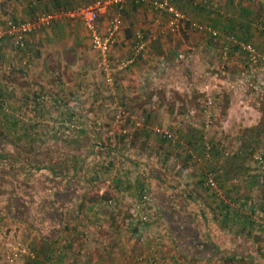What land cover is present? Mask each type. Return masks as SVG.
<instances>
[{
	"label": "crops",
	"instance_id": "obj_1",
	"mask_svg": "<svg viewBox=\"0 0 264 264\" xmlns=\"http://www.w3.org/2000/svg\"><path fill=\"white\" fill-rule=\"evenodd\" d=\"M91 1L0 0V22L13 18L35 20L48 13L53 15L50 24L34 28L26 35L23 46L25 54L17 52L13 37L7 34L0 37V215L6 213L11 217L7 220H1L0 217V228L14 227L12 221H16L22 231L30 230L37 234V240L43 245L53 243L54 251L57 250L59 254L55 260H49L53 264L151 263L155 260L152 249L154 241L142 243L138 235L139 228L134 222V217L140 216L142 211H153L152 205L143 207L140 204L143 188L148 187L155 202L154 217L159 216L163 220L171 236L161 241L165 243L167 251L161 254L165 264H175L173 262L176 260L207 262V259L221 258V251L216 245L225 240L235 247V258L241 255L240 252L248 253L243 245L253 244L249 226L254 224L248 216L245 219L238 218V210L243 209L240 204L246 202L239 197L241 191L247 195L252 190L250 182L253 171L242 166L248 161L247 157L232 154L227 157L218 156L222 149L228 148L214 143L212 138H209L210 141L207 135L196 134L197 130L203 132L208 126L199 123L197 128L186 127L180 121L172 120L174 123H171L167 117L165 122L179 132L177 145L172 147L175 150L168 149L169 154L161 160L167 166H158L162 163L158 160L157 152L149 151L146 154L148 151L145 149L152 147L155 138L159 140L153 133L157 123L154 117L159 114V110L166 109L163 113L172 119L178 115L175 109L177 102L162 107L154 94L140 90V81H134V85L126 78V73L128 76H136L131 74L134 67L145 74L152 72L148 67L152 63L150 58L156 54L149 53L152 48L147 42L151 38L162 39V33L154 34L150 27L143 30L136 26V23L146 19L150 26L154 24L149 9L152 0H127L121 7L109 6L100 15L107 19L109 11L113 9L116 12L112 14L121 19V27L124 22L130 28L126 29L127 34H123L120 27L115 37L116 49L110 50V54L114 53V59L125 60L124 68L119 71L121 77L110 93L102 91L95 77L94 63L82 58L81 36L89 31L78 15V10ZM172 1L196 18L200 16L194 12L205 9L203 2H206ZM213 1L219 6L213 13L216 15L218 12V19L226 16L225 11L235 15L237 11L244 10L246 18L250 19L255 13L252 6L244 8L238 1ZM229 1H233L231 9L226 6ZM208 13L210 11L205 10L206 16ZM74 20L80 21L84 30L71 25L70 22ZM6 22L0 26V33L5 31ZM106 23L103 21L99 25L97 22L98 28L104 31ZM122 41L125 44L130 41L128 48L117 50ZM204 43L208 44L207 41ZM139 44H142V51L137 48ZM183 45L189 47L186 40ZM173 46L169 49H174ZM72 54L75 58L71 60ZM181 68L171 69V72H175L168 83L172 88H179L176 86L181 84L185 87L187 83L195 82L185 81L181 76ZM35 69L38 71L35 72ZM65 69L71 74L68 80L64 76ZM46 73L47 76L52 73L53 77L46 78ZM143 84L146 83L142 81ZM191 96L185 92L183 99ZM102 99L115 100L116 104L110 107L109 102L106 107L107 103H99L94 107V101L98 103ZM121 107L127 115L133 114L134 118L127 116L120 122L114 121ZM198 112L201 118L200 108ZM227 114L232 115L230 111ZM68 117L71 120L70 127L78 128L77 136L71 135L66 139L59 135L58 139L53 140L61 151L68 147V154L61 153L62 157L57 155L50 160L44 158L41 151L37 152L38 157L27 154V151H24L26 154L20 150L14 151L12 141L15 140H19L17 144L22 146H43L40 142L52 140L48 138L51 137L48 133H61L62 125H65L63 119ZM95 132L107 133L108 141L95 136ZM214 132L215 129L211 130V133ZM209 143L214 150L209 154L215 153L216 156L206 155L205 148ZM227 143L230 145L224 143L225 146L233 147L236 141L233 140L234 145L232 142ZM185 148L191 151L195 149L193 154L197 155L193 157L191 151L187 152ZM234 151L232 153L236 154L237 151ZM49 163L53 164L48 166ZM208 171L215 176L218 184L215 190L219 188V196L224 201L233 200L232 204L218 205L213 198L216 191H205L200 195L198 192H201L202 186L194 188L195 182L192 180L201 179L199 176ZM254 207L251 204L245 207L244 212H252ZM262 207L264 210V201ZM149 223L148 236H154V240L160 239L157 235L162 226L159 229L157 225ZM40 259L44 262L46 260L44 256ZM157 261L158 258L155 263Z\"/></svg>",
	"mask_w": 264,
	"mask_h": 264
},
{
	"label": "rangeland",
	"instance_id": "obj_2",
	"mask_svg": "<svg viewBox=\"0 0 264 264\" xmlns=\"http://www.w3.org/2000/svg\"><path fill=\"white\" fill-rule=\"evenodd\" d=\"M235 1H238V4L242 7L252 6L255 12L253 18H245L246 13L242 10V12L237 11L235 15H230L225 11L224 13H226V16L223 15L221 19H218L216 17L218 12H216V15L213 14L219 9L217 2L206 0V2H203L205 5L203 7L205 9L202 8L194 12V14L196 12L199 13V18L191 17L189 12L180 9V6L176 3L178 6L176 7L185 14L186 21H179L176 27L177 29L174 30L170 27V15L166 12L157 11L152 7L149 9L152 12L151 16H153L155 20L154 24H151L152 26H150L147 19L136 23V26L139 29L144 30L150 27L154 34L161 32L162 39L151 38V41L147 42V44L149 43L150 48L153 49H151L149 53L153 55L156 54L153 58H150L152 63L148 69L152 72H150V74H145L143 71L140 72L138 67H134V70H131V74H135L136 76H128V73H126V78L134 85H136L134 81L137 83L140 81V90L142 92L144 91V93L154 94L157 97L156 100L160 106L165 107L173 102H177L178 104L175 106L178 115H175L173 119L171 116L163 113L166 109L163 111L159 110V114L154 117L157 123L153 133H155V136L157 135L159 140H156L155 138L154 143H151L152 147L145 149V151H148L146 154H149V151L152 153L153 151L157 152L159 155L158 160L162 163L158 166L162 167L166 165L165 161L161 160L167 157L169 154L168 149L176 146V141L179 139V132H177L176 129L170 128L165 122V117H167L171 123L180 121V123L185 124L186 127L191 126L192 128H197L199 123L203 124L204 127L208 126L203 132L200 129L197 130L198 132H196V134L202 133L207 135L208 139L212 138V140H215L213 141L214 143L217 142L223 144L225 148H228L222 149L223 151L219 153L218 156L227 157L231 154L235 155L232 152L234 149V152H236L241 145L244 147L241 151H245L248 155L246 156L248 161H245L242 166H246L253 171L251 174L253 178L250 182L252 190H250L251 192H248L247 195L244 191H241L239 197L246 200V202H243L245 205L240 204V208L243 209L238 210V218L245 219V217L248 216L254 224V226H249L250 233L253 234V244L250 245V249H247L248 253L243 254L241 252V255H239L236 260L223 259L225 258L224 256L229 257V254L235 255L237 253L235 247L233 248V244H228V240H225L224 243L220 242V245H216V247L220 249L221 255H224L223 258H215L214 260L207 259V262H197V260L194 259L176 260V262H173L175 264H264V210L262 207V201H264V0H255L256 2L234 0V3ZM232 2L233 1H229V4L226 5L227 7H230V9L232 8ZM205 10L210 11L207 16L205 15ZM112 12L116 11L111 9L107 19L101 16L98 17L97 22L99 25L102 24L103 21H106V24H108L110 16L112 17V15H116L112 14ZM4 21L6 22V20ZM3 22H0V26L3 25ZM240 22H244L245 28H247L250 33H246L243 27H239L238 24ZM191 23H196L197 25H200V27L193 26ZM70 24L77 25L79 30H84L82 29L80 21L70 22ZM106 28L104 31L100 30V28L99 30L103 33ZM121 29L123 34H127L126 29L130 28L128 25H124L123 22ZM211 30L216 31L217 33L213 35ZM185 40L186 44H188L189 47L191 46V48H187L183 45ZM204 41H207L208 44L205 45ZM81 42L83 45L82 58H87L94 63L93 70L95 72V77H97L98 82L102 87V91H109L110 93V91L115 88V82L121 77L119 71H121L124 66L118 69L116 68L119 67L121 62L125 63V60L117 61L114 59V53L112 55L109 51L106 56L108 60L103 61V56L91 46L89 32L86 33L85 36H81ZM115 43L114 40L110 50H114V48L116 49ZM129 43L130 41L127 44ZM127 44L123 42L121 47H118L117 50H125L128 48ZM172 45H174V49L171 50L169 48ZM191 56L195 59L193 60ZM74 58L75 56L72 54L71 60ZM177 67H182L180 69L182 72L181 76H183L185 81L195 82L187 83V86L185 87H183L184 84L182 85L180 83L181 85L176 86L179 88H172L168 85L170 76H172V73H175L171 72V69H177ZM127 69H129V67L124 70ZM37 71L38 70L35 69V72ZM48 73L44 76L46 77ZM52 75L53 74L51 73V75L46 78L50 79V77H53ZM70 75L69 70L65 69L64 76L67 77V80ZM107 78L109 80H107ZM142 81L146 84L142 85ZM182 92L190 93L192 95L191 98L184 100V93ZM98 101V103L94 101V107L99 103L101 105L107 103L106 107H108L109 102L110 107H114V104H116L115 100L105 101L102 99ZM198 108H200L202 112L201 118H199L200 112H198ZM229 111L232 115L227 114ZM127 116L134 118L133 114L129 113V115H127V112L121 107L117 110L114 121L120 122ZM63 121H65V125H62L61 133H48L51 136L48 138L52 140H45L43 143L40 142L43 146L27 147L24 146V144L22 146L17 144L19 143V140H15L12 141L14 142L13 146L15 145L14 151H27V154H31L34 157H38L37 152L41 151L40 153L44 155V158L48 157L50 160H53V157L57 155L62 157L61 153L62 155L68 154V147L66 149L64 148V151H61L59 145L56 146L53 143V140H55V138L58 139L59 135L64 136L66 139L70 138L71 135L72 137L77 136L78 128L70 127L71 120L69 117L63 119ZM139 121L140 120L138 119L137 122L139 123ZM187 129L189 130L190 128ZM213 129H215V132L211 133V130ZM165 132L169 133L170 137L165 136ZM123 134H127V132H123ZM107 135V133L95 132V136H101L104 141H108L109 137ZM215 135L216 138H214ZM40 139H44V137H40ZM233 140L236 141V144L233 143ZM115 141L117 143L118 139L116 138ZM227 141L232 142V145H235L233 147L225 146L226 144L230 145ZM207 145L208 146L205 148L206 155L216 156L215 153L214 155L209 154L210 151L213 150V147L210 143ZM185 150L187 152L191 151V149L188 148H185ZM194 150L195 149H193V151ZM193 151H191V154L194 157L197 154H193ZM243 155L244 153L237 154L239 157H243ZM246 163H248V165H246ZM52 164L53 163H49L47 165L51 166ZM199 178L201 179H195L192 181L195 182L194 188L202 186L201 192H198L200 195L205 191H216L215 189L218 184L213 173L208 171L207 174H202ZM209 179H212L214 182L213 186H210V184L207 183ZM142 193L143 197H141L142 202L140 204H143V207H151L150 205H152L154 211L155 202L150 195L151 192L149 188L144 187ZM219 195L220 192L218 188L215 197H213L218 205L228 204L229 202L232 204L234 202L233 200L224 201L223 197ZM247 202L249 205H247ZM250 203L255 206L252 208V212H244L246 211L245 207L250 206ZM153 211L148 212V209L142 211L140 216H145L144 219L141 218L142 220H137L139 219V216H137V218L134 217V222H136V225L138 226L137 229L139 228L138 235L140 236L141 242L143 243L145 241L146 244L147 240L154 241L152 249H154L153 252H155V260L158 258L156 263L155 260H152L151 263L150 261H142V263L165 264L163 260H161V254L164 255L167 251L164 248L165 243H162L161 241L165 237L168 236L171 238V236L167 233L163 220L160 219L159 216L155 218V212ZM0 217L1 220L2 218H5V220L11 218L6 213L1 214ZM247 221L250 220L247 219ZM148 222L152 223L153 226L157 225L159 229L162 226L157 235L160 239L154 240V236H148V230L150 229L148 227ZM17 223L18 222L16 221H12V226L14 227L6 228L3 226V228H0V264H34L41 261V256L45 257V264H53V262H49V260H55V258L58 257L57 255H59L57 250L54 251L53 243L48 246L43 245L39 239L37 240V234H34L30 230L22 231L20 224ZM227 230L229 229L227 228ZM215 238L216 236H214L213 240H215ZM250 252H254V254H251Z\"/></svg>",
	"mask_w": 264,
	"mask_h": 264
},
{
	"label": "built area",
	"instance_id": "obj_3",
	"mask_svg": "<svg viewBox=\"0 0 264 264\" xmlns=\"http://www.w3.org/2000/svg\"><path fill=\"white\" fill-rule=\"evenodd\" d=\"M127 0H93L87 5L82 6L78 10V15L82 18L85 28L90 33L91 46L103 56V61L108 60L107 53L110 51L117 32L121 27V19L118 15H113L107 24L105 32H100L97 24L98 17L103 14L109 6L121 7ZM135 2H144L146 0H133ZM152 7L161 12H166L170 15V27L172 30L177 29L179 21H186L185 14L179 10L171 0H152ZM53 15L43 14L35 20H23V21H7L5 24V31L0 33L7 34L13 37L16 45H23L26 35L34 28L40 27L43 24H50V20ZM193 26H199L196 23H191ZM196 24V25H195ZM212 34L215 35L217 32L211 30ZM138 50L142 48V44L138 45ZM125 63L121 62L119 67L124 66ZM107 80H109L107 78ZM165 136L170 137V134L165 132ZM207 183L210 186L214 185L212 179H209ZM208 184V185H209ZM145 216H139L142 220Z\"/></svg>",
	"mask_w": 264,
	"mask_h": 264
},
{
	"label": "trees",
	"instance_id": "obj_4",
	"mask_svg": "<svg viewBox=\"0 0 264 264\" xmlns=\"http://www.w3.org/2000/svg\"><path fill=\"white\" fill-rule=\"evenodd\" d=\"M245 18H246V14H245ZM247 20H249V19H247ZM10 21H23V19H16V18H13V19H11ZM239 27H243L244 29H245V31H246V33H250V31H248L247 30V28H245V26H244V22H240L239 24ZM233 26V25H232ZM4 40V39H3ZM24 44H25V40H24V42H23V45H14V47H15V49L16 50H18L17 52L19 53V52H23L24 54H25V50H24V48H23V46H24ZM24 50V51H23ZM16 52V53H17ZM162 141V140H161ZM241 149H244V147H242L241 145H240V147L238 148V150H237V152H236V154L235 155H237L238 153H244V155L243 156H248L247 155V153H245V151L244 152H242L241 151ZM246 150H247V148H246ZM234 155V156H235ZM215 177V176H214ZM250 245L251 244H249V243H247V244H245V246L243 245V248H245V250H247V249H250ZM245 250H243L242 249V251L244 252ZM248 251V250H247ZM229 254V253H228ZM240 254H241V252H240ZM252 254H254V252L252 253ZM223 256L224 255H222L221 256V258H223ZM225 258H223V259H225V260H236L237 258H235V255H231V254H229V257L228 256H224ZM34 264H45V262H42V261H39V262H36V263H34Z\"/></svg>",
	"mask_w": 264,
	"mask_h": 264
}]
</instances>
